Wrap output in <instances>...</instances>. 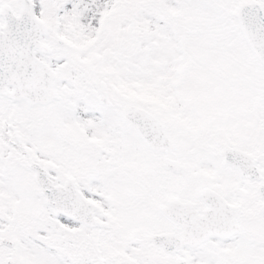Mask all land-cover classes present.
I'll return each mask as SVG.
<instances>
[{
  "label": "snow or ice",
  "instance_id": "obj_1",
  "mask_svg": "<svg viewBox=\"0 0 264 264\" xmlns=\"http://www.w3.org/2000/svg\"><path fill=\"white\" fill-rule=\"evenodd\" d=\"M0 264H264V0H0Z\"/></svg>",
  "mask_w": 264,
  "mask_h": 264
}]
</instances>
